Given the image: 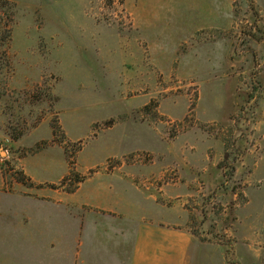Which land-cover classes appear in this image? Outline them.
<instances>
[{
	"label": "rangeland",
	"instance_id": "374dc122",
	"mask_svg": "<svg viewBox=\"0 0 264 264\" xmlns=\"http://www.w3.org/2000/svg\"><path fill=\"white\" fill-rule=\"evenodd\" d=\"M9 1L0 143L22 147L1 149L0 191L39 190L18 162L52 146L25 165L38 187L121 168L137 199L185 207L198 264H264V0Z\"/></svg>",
	"mask_w": 264,
	"mask_h": 264
},
{
	"label": "crops",
	"instance_id": "0c3cea01",
	"mask_svg": "<svg viewBox=\"0 0 264 264\" xmlns=\"http://www.w3.org/2000/svg\"><path fill=\"white\" fill-rule=\"evenodd\" d=\"M21 140L6 136L0 153L3 147L21 148ZM48 148L19 159L32 181L25 165ZM7 154L4 158L11 159ZM93 180L98 183L83 202L76 201L82 187ZM136 181L135 174L114 167L94 172L75 193L44 189L34 181L37 187L31 190L39 188L36 192L0 191V264H105L103 250L114 253L115 264H198L201 243L187 228L185 207L175 211L154 194L137 199L148 189ZM3 184L0 171V187ZM83 236L88 241L75 248V239Z\"/></svg>",
	"mask_w": 264,
	"mask_h": 264
},
{
	"label": "trees",
	"instance_id": "16d2710c",
	"mask_svg": "<svg viewBox=\"0 0 264 264\" xmlns=\"http://www.w3.org/2000/svg\"><path fill=\"white\" fill-rule=\"evenodd\" d=\"M2 13V17H1ZM15 17H16V5L15 3L9 1V0H0V34H2V42L6 43L11 39V34H12V27L15 23ZM53 132V137L56 136L55 131ZM22 135H17V136H10L11 141H18L20 140ZM46 148V147H45ZM42 148L38 150L40 152L41 150L45 149ZM72 171H70V174H68L63 180L61 181L60 185H48L51 186V188L56 189V188H62L63 190L65 189L66 192L68 193H74L78 189L79 185L85 182L88 178V176H80L78 175L76 177V187L73 189L67 188L66 184L71 181V176H72ZM94 173V172H93ZM91 173V174H93ZM16 181L23 186H34L35 183L29 178L25 173L19 172L16 173Z\"/></svg>",
	"mask_w": 264,
	"mask_h": 264
}]
</instances>
